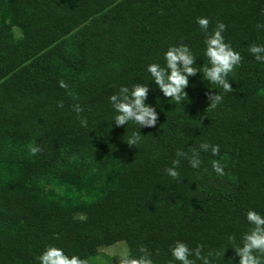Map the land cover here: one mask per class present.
I'll return each mask as SVG.
<instances>
[{
	"label": "trees",
	"instance_id": "16d2710c",
	"mask_svg": "<svg viewBox=\"0 0 264 264\" xmlns=\"http://www.w3.org/2000/svg\"><path fill=\"white\" fill-rule=\"evenodd\" d=\"M218 23L241 56L231 91L197 72L181 103L163 97L146 65H163L178 44L206 64L203 41ZM253 44L264 45V0H0V264H39L46 246L94 264L117 242L169 264L177 240L219 252L210 264H236L227 237L248 230L249 208L264 215V62ZM136 83L149 85L156 124L116 126L108 96ZM201 142L218 153L199 152L197 169L180 158L179 176L165 174L177 150Z\"/></svg>",
	"mask_w": 264,
	"mask_h": 264
},
{
	"label": "clouds",
	"instance_id": "9594fccd",
	"mask_svg": "<svg viewBox=\"0 0 264 264\" xmlns=\"http://www.w3.org/2000/svg\"><path fill=\"white\" fill-rule=\"evenodd\" d=\"M195 22L201 30L207 32L209 21L206 17H197ZM224 27L223 23H218L212 33L206 35L203 41V55L207 58L206 64L195 66V57L189 46L178 44L170 45L163 53V65L155 62L146 65L145 71L154 85L159 88L163 97L170 98L177 104L181 103L187 94L185 88L188 85L189 77L197 72L201 73L203 80L222 88L224 92L231 91V84L226 77L234 67L239 65L241 56L224 41L221 35ZM248 51L254 55L257 61L264 62V45L253 44ZM58 83L61 88L66 87L63 80ZM148 87V84L141 83L133 84L131 87L122 85L115 93L108 96V102L113 112L112 121L116 126L128 125L129 122L138 128L151 127L156 124L157 112L154 106L146 102ZM221 99L219 94L209 96L212 107H215ZM75 111L77 113L81 111L79 105L75 107ZM85 123L86 121L81 120L82 126ZM140 140V134L132 131L125 141L128 145L135 146ZM209 150L215 156L219 151V146L201 142L199 148L192 149L190 155L177 150V158L173 159L170 166L164 169L165 174L173 179L179 176L180 158L186 159L191 168H199L201 164L199 152ZM31 151L35 153L38 149L34 147ZM210 164L216 174H224L223 165L218 160H211ZM245 219L250 227L241 234L239 241L237 242L231 235L227 237L228 244L234 250L235 256L239 257L236 264H264V215L249 208L245 212ZM138 251L140 255L137 257L130 256L127 250L123 251L118 264H152V260L143 247H140ZM169 251L172 258L169 264L176 261L179 264H197V261H200V264H210V256L215 258L220 255L219 252L202 255L199 245L192 249L179 240L170 246ZM36 259L39 264H87L84 259L77 255H68L58 246H46Z\"/></svg>",
	"mask_w": 264,
	"mask_h": 264
},
{
	"label": "rangeland",
	"instance_id": "374dc122",
	"mask_svg": "<svg viewBox=\"0 0 264 264\" xmlns=\"http://www.w3.org/2000/svg\"><path fill=\"white\" fill-rule=\"evenodd\" d=\"M15 31H18L15 28ZM127 250L128 247L124 242H117L111 246L101 247L95 257L91 259L94 264H104L107 262L109 257H120V254Z\"/></svg>",
	"mask_w": 264,
	"mask_h": 264
}]
</instances>
